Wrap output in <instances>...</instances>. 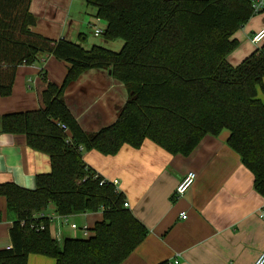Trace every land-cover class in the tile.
<instances>
[{"label":"trees","instance_id":"trees-1","mask_svg":"<svg viewBox=\"0 0 264 264\" xmlns=\"http://www.w3.org/2000/svg\"><path fill=\"white\" fill-rule=\"evenodd\" d=\"M87 2L107 24L104 38L123 40L119 51L47 38L30 29L37 21L31 0H0L1 96L12 93L17 67L43 53L69 64L61 84L47 81L41 108L1 116L2 130L23 134L28 146L49 156L51 168L35 176L33 189L0 183V196L17 217L0 264H27L30 254L56 264H123L144 241L147 227L124 206L122 191L100 184L104 177L84 161L87 151L115 155L124 144L139 148L150 139L187 156L205 136L227 129L228 145L264 197V102L258 96L264 92V46L237 66L228 61L238 46L232 36L256 15L251 0ZM91 68L110 69L129 93L116 121L96 132L84 130L65 101L67 86ZM50 204L60 216L102 211V219L85 238L59 240L51 218L37 217ZM34 222L45 229L32 228Z\"/></svg>","mask_w":264,"mask_h":264},{"label":"crops","instance_id":"crops-1","mask_svg":"<svg viewBox=\"0 0 264 264\" xmlns=\"http://www.w3.org/2000/svg\"><path fill=\"white\" fill-rule=\"evenodd\" d=\"M29 10L37 19L30 29L47 38H66L85 49L99 45L119 51L123 46L122 39L95 35L96 26L104 31L107 24L96 17V8L87 0H31ZM263 27L264 12L234 33L238 46L228 55L231 65H239L264 46V38L259 43L252 40ZM68 66L49 53L39 55L31 64L19 65L12 93L0 95L1 116L41 108L47 81L61 84ZM128 96L124 83L106 68L84 71L65 90L67 106L88 132L114 123ZM258 96L264 102V92L259 91ZM229 134L223 129L218 136H205L187 156L171 154L150 139L139 148L124 144L115 155L85 152L84 161L97 174L119 180L129 209L148 229L144 241L123 264L175 259L180 264H251L264 253V219L260 216L264 197L254 189L253 173L228 145ZM0 154V183L14 182L33 189L35 176L51 168L47 154L28 146L23 134L4 132L1 124ZM189 171L196 173V179L177 197L176 187ZM55 210L50 204L42 214L51 218V234L59 240L78 238L80 233L88 236L90 232L85 234L81 228H90L102 219V211H97L71 215L65 221ZM16 219L6 198L0 196V249L12 246L10 229ZM72 223L78 227L72 228ZM27 264H56V259L30 254Z\"/></svg>","mask_w":264,"mask_h":264},{"label":"built area","instance_id":"built-area-1","mask_svg":"<svg viewBox=\"0 0 264 264\" xmlns=\"http://www.w3.org/2000/svg\"><path fill=\"white\" fill-rule=\"evenodd\" d=\"M251 4H252V8L255 14H259L264 12V0H251ZM95 35H101L103 33V29L96 26L95 27ZM264 38V27L262 29H260L259 31H257L256 33H254L252 40L255 43H259L262 39ZM0 123H1V114H0ZM62 128H65L67 130V127L65 124L61 125ZM0 158H1V154H0ZM196 179V173L194 171H189L185 177L180 181V183L178 184V186L176 187L175 190V195L177 197H180L182 195H184L186 193V191L193 185L194 181ZM104 183H111L116 191H121L119 188V180L118 179H111V180H107V179H103L101 181L100 184H104ZM124 206L129 208V202L125 201L124 202ZM183 218H186L187 215L185 212L181 213ZM44 214H38L37 217H44ZM260 216L264 219V206L260 209ZM64 220L67 221V217L63 216ZM24 224V222H23ZM32 228H36L37 230H42L45 229V225L44 224H36L35 222L31 224ZM72 228H77V224L76 223H72L71 224ZM82 231L87 234L88 233V228L86 226H83ZM60 234V231H57V236ZM171 264H180V261L178 259L173 260L172 262H170ZM251 264H264V253H261L256 260L251 263Z\"/></svg>","mask_w":264,"mask_h":264},{"label":"rangeland","instance_id":"rangeland-1","mask_svg":"<svg viewBox=\"0 0 264 264\" xmlns=\"http://www.w3.org/2000/svg\"><path fill=\"white\" fill-rule=\"evenodd\" d=\"M17 25V24H16ZM80 229V228H79ZM82 230V229H81ZM80 237H78V238H85L86 236L85 235H83V233H80ZM61 240V239H60Z\"/></svg>","mask_w":264,"mask_h":264}]
</instances>
